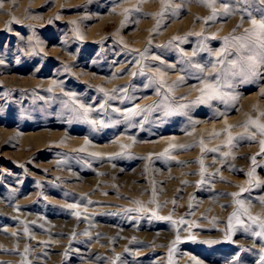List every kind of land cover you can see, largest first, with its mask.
I'll return each instance as SVG.
<instances>
[{
	"label": "rangeland",
	"instance_id": "rangeland-1",
	"mask_svg": "<svg viewBox=\"0 0 264 264\" xmlns=\"http://www.w3.org/2000/svg\"><path fill=\"white\" fill-rule=\"evenodd\" d=\"M264 0H0V264H264Z\"/></svg>",
	"mask_w": 264,
	"mask_h": 264
},
{
	"label": "snow or ice",
	"instance_id": "snow-or-ice-1",
	"mask_svg": "<svg viewBox=\"0 0 264 264\" xmlns=\"http://www.w3.org/2000/svg\"><path fill=\"white\" fill-rule=\"evenodd\" d=\"M253 25L256 26L258 29L264 31V21H256L253 20L252 21ZM262 129H264V125L260 126Z\"/></svg>",
	"mask_w": 264,
	"mask_h": 264
}]
</instances>
